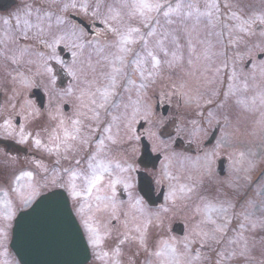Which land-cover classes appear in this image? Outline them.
I'll list each match as a JSON object with an SVG mask.
<instances>
[{
  "label": "snow or ice",
  "instance_id": "snow-or-ice-1",
  "mask_svg": "<svg viewBox=\"0 0 264 264\" xmlns=\"http://www.w3.org/2000/svg\"><path fill=\"white\" fill-rule=\"evenodd\" d=\"M0 26V264L13 230L80 264H264V0H31Z\"/></svg>",
  "mask_w": 264,
  "mask_h": 264
},
{
  "label": "water",
  "instance_id": "water-1",
  "mask_svg": "<svg viewBox=\"0 0 264 264\" xmlns=\"http://www.w3.org/2000/svg\"><path fill=\"white\" fill-rule=\"evenodd\" d=\"M10 1L0 0V4H4L1 9L9 6L11 4ZM161 111L163 114H166L164 108ZM137 179L138 187L145 183V179L149 180L144 174H138ZM52 192H48L45 195H51ZM10 248L14 252L19 264H80L83 260L82 255L74 248L61 246L37 248L31 245H18L15 240L14 230L11 233Z\"/></svg>",
  "mask_w": 264,
  "mask_h": 264
},
{
  "label": "rangeland",
  "instance_id": "rangeland-1",
  "mask_svg": "<svg viewBox=\"0 0 264 264\" xmlns=\"http://www.w3.org/2000/svg\"><path fill=\"white\" fill-rule=\"evenodd\" d=\"M15 2H16L15 5L13 7H11L10 9H8L6 11H1L0 17L8 18V19L12 20V22L14 23L15 15L24 9V6L26 3H31V0H16ZM254 3H256L258 6L259 0H254ZM2 31H3V28H2V26H0V32H2ZM2 75H3V73L0 72V76H2ZM5 100H6V97L3 94H0V104H3L5 102ZM256 142L258 143V141H256ZM254 150L259 151V149H255V148H254ZM217 163L219 164V161ZM158 166H159V164L157 165V167ZM222 166H224V169H223L224 173L221 175L219 173V170H217V167H216L215 170H216L217 175L214 177V179L221 182L218 185V187L221 188L224 193H227L228 195H230L232 197H235V196L240 197L243 194V192H245V191L248 193L249 196L255 195L253 186H248L246 184V181L243 179L242 174L237 175L236 173H233L229 169L227 159H224L222 161ZM260 167L264 168V162L261 163ZM254 179H255V174H254ZM152 180H153V178H152ZM229 184H232L234 186L240 185L242 187H241L240 191L237 192V191H234L233 188H229L228 187ZM154 186H156V185L154 184ZM50 189H48V190H50ZM175 228H176L175 233L177 235L182 234V226H176ZM15 264H19L18 261H16Z\"/></svg>",
  "mask_w": 264,
  "mask_h": 264
},
{
  "label": "flooded vegetation",
  "instance_id": "flooded-vegetation-1",
  "mask_svg": "<svg viewBox=\"0 0 264 264\" xmlns=\"http://www.w3.org/2000/svg\"><path fill=\"white\" fill-rule=\"evenodd\" d=\"M158 111H159V109H158ZM159 112H160V111H159ZM185 147H187V146L185 145ZM14 154H15V153H14ZM193 154H194V153H193ZM19 155H20L21 159H23L24 153H20ZM222 167H223V166H220V170H219V173H220V174H223V173H224V172L222 171ZM141 168L143 169V166H141ZM149 169H151V168H149ZM150 177H151V176H150ZM151 179H152V177H151ZM153 188H154V194H155V199H154V200L156 201V204L158 205V204H160V203L163 202V199H162L161 201H159V200L156 198V196L158 195L159 190L154 186V183H153ZM50 190H51V189H50ZM47 191H48V190H47ZM237 197H238V196H237ZM234 198H236V196H235ZM154 206H155V205H154ZM10 237H11V233H10ZM9 242H10V239H9V241H8V245H7V247H8V251H9V253H10V257H9V259L12 260V261L14 262V264H15V263H16V259H15L14 255H13L12 251H11L10 248H9ZM89 253H90V252H89ZM87 264H92L91 253H90V258H89Z\"/></svg>",
  "mask_w": 264,
  "mask_h": 264
}]
</instances>
